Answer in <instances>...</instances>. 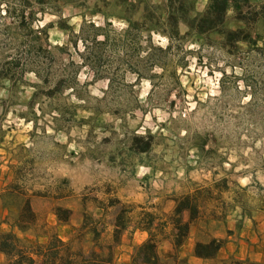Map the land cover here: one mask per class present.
<instances>
[{
  "label": "rangeland",
  "instance_id": "obj_1",
  "mask_svg": "<svg viewBox=\"0 0 264 264\" xmlns=\"http://www.w3.org/2000/svg\"><path fill=\"white\" fill-rule=\"evenodd\" d=\"M42 1L37 6L35 0H0V235L11 233L26 248L53 235L85 254L93 245L109 243L118 219L123 231L113 256L126 264L131 248L146 239L142 230L149 220L148 233L164 264H183L178 255L187 247L185 239L192 245L221 242L206 264H246L235 258L240 243L251 247L238 238V212L255 216L264 208V33L259 24L250 22L251 15L237 22L226 12L222 27L242 30L259 49L239 44L233 50L217 35L182 37L184 21L202 14L206 0ZM238 2L246 13L264 7V0ZM166 10L177 20V37L169 45L163 36L150 34L147 48L141 39L135 60L147 53L155 65L147 72L144 66L138 69L141 80L114 65L122 56L117 51L106 55L111 65L99 71L114 79L109 89L104 81L90 84L89 70L80 66L74 90L54 92L58 79L72 75L67 64H79L82 47L75 37L81 24L100 28L105 20L114 35L124 30V19L151 21L170 34ZM20 14L30 20L29 30L45 28L49 47V56L39 55L27 68L47 79L34 97L36 80L20 72L29 42L17 27ZM183 199L194 216L176 251L168 246L170 215ZM23 204L32 221L19 233L9 225ZM56 209L64 224L55 221ZM186 220L187 213H181V223Z\"/></svg>",
  "mask_w": 264,
  "mask_h": 264
},
{
  "label": "trees",
  "instance_id": "obj_2",
  "mask_svg": "<svg viewBox=\"0 0 264 264\" xmlns=\"http://www.w3.org/2000/svg\"><path fill=\"white\" fill-rule=\"evenodd\" d=\"M35 2H37V6H41L43 1L35 0ZM21 3L23 4V1ZM126 7L131 9L132 5H126ZM179 12V8L174 11L177 15ZM226 12H231L233 18L237 22H244L243 16L251 15L252 18L250 22L255 24L258 23L264 33L263 6L258 7L254 12L246 13L241 11L238 0H206L202 14L184 21L185 33L182 37L192 35L200 38L212 34L220 37L221 45L224 48H232L235 50L236 46L241 44L254 49L256 39L250 40L249 35L243 33L242 30L229 31L222 27ZM29 18L31 19V17ZM171 18L172 17L168 16L166 10L164 21L169 24L170 34L156 30L154 25L151 24V21H147L146 25L144 22L136 23L124 19V30L120 34L114 35L110 31L109 24L106 23L105 20L102 21L103 23L100 28L93 27L90 23L81 24L75 37L82 47V54L77 55L79 64L74 66L68 63L67 67L73 71L72 75L70 78L65 76L62 79H58L52 85V89L60 95L64 92H72L75 87L74 72L76 73L80 66H85L89 70L90 84L97 81H104L105 87L109 89L114 79H112V76H108V74L100 75L99 71L102 68L107 69L110 67L111 63L108 61L110 58L106 55L115 54L117 51H119L122 56L114 59V65L121 67L124 72L134 76V81L138 82L142 79L138 69L144 66L143 71L147 72L155 66L154 61H152V58L147 53L144 54L140 61L135 60L141 39L143 41V48L149 47L150 34L163 36L170 45L172 37H177V32L175 30L177 20ZM29 22L30 20L26 21L20 14L17 27L29 37V42L26 43L24 49L26 65L21 67L20 72L24 69V72L30 73L36 80L37 84L31 87L33 90L31 96L34 97L35 91L40 86L46 85L47 79L46 77H41L34 69L27 68L34 67L39 55L49 56V47L46 45L45 28H40L35 32L31 31L29 30ZM82 31L85 32V36L81 35L83 33ZM169 45L164 47L163 52L169 49ZM69 46L74 48L73 43L69 44ZM54 49L57 50L56 48H53V50ZM154 50L159 52L157 49ZM255 50L258 51L259 49L255 48ZM144 151L145 149H141L139 153H143ZM183 212L187 213V220L181 223L180 214ZM59 213L61 212L58 209L53 211L55 221L58 224H64L66 220L61 218ZM193 214L194 209L188 207L186 199L174 203L169 223L171 232L169 246L171 249L176 250L184 241L188 225L191 220H193ZM31 221V213L27 205L23 204L18 215L12 223H10L9 228L22 233L25 230V225L30 224ZM149 224V220L146 221L144 225L146 228L142 230V232L146 234V239L141 244L131 248L126 264H164L155 252V244L147 229ZM111 228L109 243L102 248L93 245V249L85 254L79 251H71L67 243L61 242L53 235L48 237L42 245H34L26 248L13 234L6 233L0 235V255L4 258L3 264H34V261H37L38 264H118L113 256V248L116 246L118 235L123 231V228L118 219H115ZM91 234L94 235V233ZM220 248L221 242L214 239L208 240L205 244L194 243L191 247V256L199 260H209L214 257L215 253ZM230 264L239 263L231 261Z\"/></svg>",
  "mask_w": 264,
  "mask_h": 264
},
{
  "label": "crops",
  "instance_id": "obj_3",
  "mask_svg": "<svg viewBox=\"0 0 264 264\" xmlns=\"http://www.w3.org/2000/svg\"><path fill=\"white\" fill-rule=\"evenodd\" d=\"M244 214L243 211L238 212L240 224L242 225V228L239 229L240 234H238V238L247 240L251 244V247H246L245 243H240L237 248V253H235V258L237 261L245 262L246 264H264V208L259 211V214H255V216L250 214L245 216ZM136 234L140 238L144 236L141 232H137ZM185 242L188 244L184 249V253L178 255L179 259L184 260L183 264H206V260L195 259L191 256V240L185 239ZM180 249L181 247L177 248L176 251ZM219 251L220 249L216 253ZM231 254V252L227 253L226 257ZM222 258L224 259L225 256L217 257L218 260Z\"/></svg>",
  "mask_w": 264,
  "mask_h": 264
}]
</instances>
